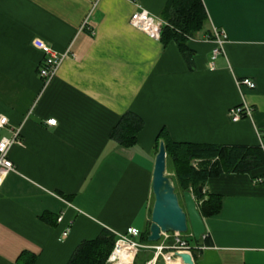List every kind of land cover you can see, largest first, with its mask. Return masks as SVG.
<instances>
[{
	"label": "crops",
	"instance_id": "0c3cea01",
	"mask_svg": "<svg viewBox=\"0 0 264 264\" xmlns=\"http://www.w3.org/2000/svg\"><path fill=\"white\" fill-rule=\"evenodd\" d=\"M167 1L0 0V116L8 120L0 136L22 124L21 141L9 151L15 171L0 187V264H15L23 253L34 254V264H67L103 230L116 238L128 228L142 233L161 131L175 143L264 154V0H202L208 21L187 42L190 65L175 42L164 45L129 23L139 10L168 22ZM212 28L226 35L214 59ZM36 41L68 51L44 91ZM243 79L254 89L239 90ZM243 102L252 119L232 122L229 110ZM127 112L144 123L131 148L110 139ZM202 193L220 197L221 209L202 217L211 245H193L201 248L194 264H264V166L209 179ZM142 251L139 264L167 263Z\"/></svg>",
	"mask_w": 264,
	"mask_h": 264
},
{
	"label": "trees",
	"instance_id": "16d2710c",
	"mask_svg": "<svg viewBox=\"0 0 264 264\" xmlns=\"http://www.w3.org/2000/svg\"><path fill=\"white\" fill-rule=\"evenodd\" d=\"M164 17L168 22L162 29L161 42L164 45L167 41L175 42L190 65L193 53L189 50L187 42L194 35L202 32L208 21L202 0H168L164 8ZM143 127L144 123L137 115L127 112L111 130L110 139L122 147L131 148L136 145L137 135ZM159 140L165 146L166 172L173 174L176 192L191 190L200 202L198 210L202 217H210L219 213L221 199L212 194L205 198V194L198 192L199 187H204L209 179L218 178L223 174H249L264 166V154L259 147L175 143L168 138L164 131H161L157 136L156 145ZM41 219L48 222L46 215H43ZM149 226L150 223L140 233L138 242L148 246L157 245V243L147 241ZM116 240L115 235L103 230L97 238L81 242L67 264H106ZM187 242L198 247L211 245L207 235H204L199 242H194L191 237L187 239ZM191 254L195 261L194 250ZM138 255L139 251L134 257V264H139ZM151 259L152 255L147 262ZM35 260L34 254L23 253L15 264H34Z\"/></svg>",
	"mask_w": 264,
	"mask_h": 264
},
{
	"label": "built area",
	"instance_id": "2783aa9c",
	"mask_svg": "<svg viewBox=\"0 0 264 264\" xmlns=\"http://www.w3.org/2000/svg\"><path fill=\"white\" fill-rule=\"evenodd\" d=\"M129 23L134 28L145 33L147 36L160 39L162 29L166 27L167 23L150 15L146 10L135 11L129 20ZM212 34L214 37L215 47L212 50V58H216L217 55L223 54V44L226 39V35L223 30H217L212 28ZM35 46L42 51L44 54L43 60L39 65L37 75L42 82V91H44L53 78L56 76L59 67L63 59L68 55V51L64 53H57L49 48L47 45L43 44L40 41L35 42ZM210 69H213V63H210ZM237 87L240 89L247 88L249 90L254 89L255 84L251 80L243 79L236 81ZM253 109L249 104L241 103L238 106H235L229 110V118L232 122H238L242 118L252 119ZM47 125L54 126L56 120L50 119L47 120ZM8 126V120L5 116H0V132ZM21 130L22 124L14 128L9 129L10 136H0V187L3 184L6 177L15 171L14 165L9 159V151L11 148L20 143L21 141ZM258 180L257 182H259ZM62 221V215L57 217V223ZM69 233V228H66L62 232L63 238H65ZM140 232L136 228H128L127 231L123 234L117 235V240L114 244V249L111 253L113 254L114 250L117 248L118 244H122L131 248L136 255L140 249H152L154 252V259L161 257L166 263V260L174 257V252H185L191 255V252L194 250H199L201 248L191 246L188 242V238H192L191 234H178V233H162L161 238L166 241L172 239L173 243L166 246L163 242L158 245L148 246L140 244L136 238H138ZM110 257L107 261H109ZM193 259V257H192ZM167 264V263H166Z\"/></svg>",
	"mask_w": 264,
	"mask_h": 264
},
{
	"label": "water",
	"instance_id": "95a60500",
	"mask_svg": "<svg viewBox=\"0 0 264 264\" xmlns=\"http://www.w3.org/2000/svg\"><path fill=\"white\" fill-rule=\"evenodd\" d=\"M151 190L153 205L150 215L149 243H157L162 233H191L194 242H199L205 235L203 218L198 210L191 190H184L180 196L171 176L166 174V153L163 142H160L155 157L152 173ZM203 187L198 188L202 193ZM183 264H194L190 254L175 251Z\"/></svg>",
	"mask_w": 264,
	"mask_h": 264
},
{
	"label": "bare ground",
	"instance_id": "6f19581e",
	"mask_svg": "<svg viewBox=\"0 0 264 264\" xmlns=\"http://www.w3.org/2000/svg\"><path fill=\"white\" fill-rule=\"evenodd\" d=\"M134 257H135V254L131 248L124 246L122 244H118L117 248L114 250L113 254L110 256L109 264L111 263L112 264H132L134 261ZM166 258H167L166 260L167 264H178L177 262H179L180 260L176 256H174L173 259H168V257Z\"/></svg>",
	"mask_w": 264,
	"mask_h": 264
},
{
	"label": "rangeland",
	"instance_id": "374dc122",
	"mask_svg": "<svg viewBox=\"0 0 264 264\" xmlns=\"http://www.w3.org/2000/svg\"><path fill=\"white\" fill-rule=\"evenodd\" d=\"M166 174L167 175H169L167 172H166ZM193 239V238H192ZM194 241V240H193ZM192 246L194 245V244H191ZM141 250V252H144V251H142V249H140ZM111 256V255H110ZM171 259H173V258H171ZM106 264H109V261H107L106 262ZM112 264V263H111ZM132 264H134V263H132ZM159 264H164L162 261H159Z\"/></svg>",
	"mask_w": 264,
	"mask_h": 264
}]
</instances>
